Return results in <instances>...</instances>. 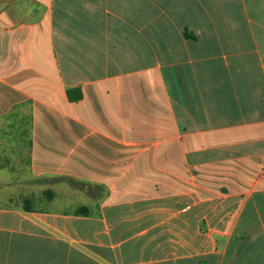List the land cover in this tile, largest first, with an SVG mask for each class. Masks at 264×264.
I'll list each match as a JSON object with an SVG mask.
<instances>
[{"label":"crops","instance_id":"1","mask_svg":"<svg viewBox=\"0 0 264 264\" xmlns=\"http://www.w3.org/2000/svg\"><path fill=\"white\" fill-rule=\"evenodd\" d=\"M0 264H264V0H0Z\"/></svg>","mask_w":264,"mask_h":264},{"label":"rangeland","instance_id":"2","mask_svg":"<svg viewBox=\"0 0 264 264\" xmlns=\"http://www.w3.org/2000/svg\"><path fill=\"white\" fill-rule=\"evenodd\" d=\"M54 195L56 194H64V199L66 204H71L70 208L73 209L75 205L82 203V204H90V199H88L87 197H85V195L83 194L84 191L80 190L77 192H74V190H54ZM81 194V195H80Z\"/></svg>","mask_w":264,"mask_h":264},{"label":"trees","instance_id":"3","mask_svg":"<svg viewBox=\"0 0 264 264\" xmlns=\"http://www.w3.org/2000/svg\"><path fill=\"white\" fill-rule=\"evenodd\" d=\"M73 89L68 90V95L71 96ZM77 215H89V208L86 206H81L80 210L76 212Z\"/></svg>","mask_w":264,"mask_h":264}]
</instances>
